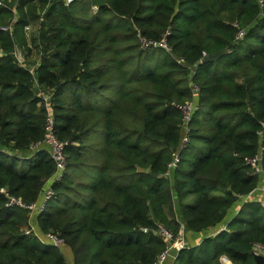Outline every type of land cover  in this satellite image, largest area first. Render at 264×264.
Segmentation results:
<instances>
[{
	"label": "trees",
	"instance_id": "1",
	"mask_svg": "<svg viewBox=\"0 0 264 264\" xmlns=\"http://www.w3.org/2000/svg\"><path fill=\"white\" fill-rule=\"evenodd\" d=\"M9 1L0 5V26L13 8L16 16L12 33L0 29V264H65L58 247L24 232L27 211L6 197L34 201L51 176L48 151L32 147L48 117L67 165L36 224L63 240L73 264H153L165 245L158 224L174 236L179 224L205 235L223 222L172 264H224L220 256L254 264L264 209L243 201L227 216L257 184L241 158L260 148L264 173V17L256 1ZM28 24L36 25L30 46ZM137 31L148 39L167 31L197 86L189 141L170 179L163 172L179 139L174 104L191 97L189 70L161 49H141ZM15 45L37 52L32 69ZM160 54L165 68L157 71L150 63Z\"/></svg>",
	"mask_w": 264,
	"mask_h": 264
},
{
	"label": "built area",
	"instance_id": "2",
	"mask_svg": "<svg viewBox=\"0 0 264 264\" xmlns=\"http://www.w3.org/2000/svg\"><path fill=\"white\" fill-rule=\"evenodd\" d=\"M70 1L71 0H65L66 3ZM255 1L260 10L259 13L260 16L264 17V12L262 11V7L264 4L263 0H255ZM0 5H2V0H0ZM13 13L14 16L11 19V21L6 25L0 26L1 30L12 33L13 25L16 19L14 8H13ZM23 30L27 38L29 36L28 33L31 30L30 24L25 25ZM166 34L167 31H165L164 34H162V36L159 39H148L143 35H141L139 31H137L136 37L141 49H161L163 52L168 54L172 60H174L176 63L180 65L186 66L189 70L188 87L191 92V97L190 99L185 100L182 103L174 104V107L180 114L179 139L176 149L171 152L170 160L167 162L166 168L163 172V175L166 178L170 179L171 173L174 170V168L177 166L179 161V150L183 148L189 141L188 122L191 119L193 113L197 110V103L195 101V98L197 97V86L193 84L190 80V75L192 73V69L190 68V66L184 62L182 57L172 54L171 48L165 40ZM241 35H242V31L238 30L236 34V38L241 37ZM28 46H30L29 42H28ZM16 58L21 64L23 63L22 59L19 58V56L16 55ZM32 147L43 148L48 151L54 164V170L51 176L49 177V179L45 182V184L41 188L37 198L34 201L24 202L20 198L6 193L7 205L17 206L27 211L29 219H28V226L24 228V232L26 234H33L41 242L52 244L58 247L59 249H61L63 246H65L63 240L51 232H47V233L40 232L39 229L37 228L38 226L35 225L36 222L34 220V218H36L38 214H40V212L44 209L46 202L53 196L54 191L51 185L55 180H58L60 178L61 174L64 172L67 165L66 154L64 152V143L61 142L54 134L53 120L51 117H48L46 120L44 139L40 143H37ZM260 160H261L260 148L254 154L250 156H243L241 158L242 163L248 167L250 174L256 177L257 184L248 194L243 196L238 195L236 198L237 201L240 202L254 201V200H247V198L255 190L260 191L261 194L264 195V173L260 166ZM0 191L4 192V189H0ZM259 204L264 209V199L260 200ZM222 229H225V227ZM155 234L164 241L165 245L163 250L157 254L155 262L153 264H159L165 257L170 255L171 250L177 252L179 249L186 247L183 239V226L181 224H179L177 233L174 236L169 230H167L166 228H164L162 225L159 224L156 226ZM251 254L252 255L260 254L264 256V244L254 243L251 247ZM219 261L224 264H229V261L224 256H220Z\"/></svg>",
	"mask_w": 264,
	"mask_h": 264
},
{
	"label": "crops",
	"instance_id": "3",
	"mask_svg": "<svg viewBox=\"0 0 264 264\" xmlns=\"http://www.w3.org/2000/svg\"><path fill=\"white\" fill-rule=\"evenodd\" d=\"M34 25V24H33ZM33 25L30 24V26L32 27ZM33 29H35V27H32ZM31 31V30H30ZM27 42H29V36L26 38ZM19 46V47H18ZM15 46V54H16V49L17 47L20 50V56L19 58L22 59V64L28 66L29 68H33L36 63L38 62V55H28L29 53L33 52V50L31 51H26L22 49L21 45ZM264 199V195L261 194L260 191L255 190L252 192V194H250L247 198V200H254V201H260ZM239 204L240 201L236 202V205H233L232 208H230L229 212H228V218L229 216H231L233 213L237 212L238 208H239ZM227 218V219H228ZM35 222H36V218H34ZM35 225L37 226V224L35 223ZM225 227V223H220L218 224L216 227L213 228V230L206 232L205 235L203 234H199V233H194L188 230H183V239H184V243L186 246H194L196 244L199 243V241L206 236H213L217 231L222 230V228ZM38 228V227H37ZM65 264H73V259H72V253L70 251V249L65 246ZM62 250V249H61ZM176 252H174L173 250L170 251V255H168L167 257H165L159 264H172L174 256H175Z\"/></svg>",
	"mask_w": 264,
	"mask_h": 264
},
{
	"label": "rangeland",
	"instance_id": "4",
	"mask_svg": "<svg viewBox=\"0 0 264 264\" xmlns=\"http://www.w3.org/2000/svg\"><path fill=\"white\" fill-rule=\"evenodd\" d=\"M11 1L12 0H10L9 2L11 3ZM13 3H14V0H13ZM37 7L39 6L38 5V2H35L34 3ZM40 13H42V11H39ZM31 25H33V24H31ZM32 27H35V29H33ZM31 27V31H29V38H30V36L32 35V33L33 32H35L36 31V25L34 24L33 26ZM18 46V45H17ZM19 47V46H18ZM17 47V49H16V54L17 55H19L20 56V50H19V48ZM28 55H37V52L33 49V52H31V53H29ZM163 59H165V57H164V54H160L159 55V57L157 58V59H154V60H152L151 61V63H150V66L152 67V68H155V70H157V71H162L165 67L162 65V62H163ZM194 152V153H193ZM195 154V149H193V150H191V154ZM183 154H187V152H184ZM62 249V250H61ZM60 250H61V252L65 255V246H63L62 248H61Z\"/></svg>",
	"mask_w": 264,
	"mask_h": 264
},
{
	"label": "water",
	"instance_id": "5",
	"mask_svg": "<svg viewBox=\"0 0 264 264\" xmlns=\"http://www.w3.org/2000/svg\"><path fill=\"white\" fill-rule=\"evenodd\" d=\"M223 53H225V51H220L216 54H211V55H207V56H203L200 59V62H205V61H214L216 60L219 56H221ZM254 264H263L264 263V256L260 255V254H256V255H252Z\"/></svg>",
	"mask_w": 264,
	"mask_h": 264
}]
</instances>
